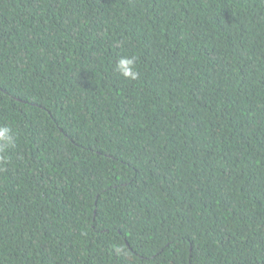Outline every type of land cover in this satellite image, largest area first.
I'll return each instance as SVG.
<instances>
[{
	"label": "trees",
	"instance_id": "16d2710c",
	"mask_svg": "<svg viewBox=\"0 0 264 264\" xmlns=\"http://www.w3.org/2000/svg\"><path fill=\"white\" fill-rule=\"evenodd\" d=\"M0 126V264H264V0H0Z\"/></svg>",
	"mask_w": 264,
	"mask_h": 264
},
{
	"label": "clouds",
	"instance_id": "9594fccd",
	"mask_svg": "<svg viewBox=\"0 0 264 264\" xmlns=\"http://www.w3.org/2000/svg\"><path fill=\"white\" fill-rule=\"evenodd\" d=\"M115 67L116 71L126 79L136 80L139 76L135 57L122 56L116 61ZM14 144L15 135L12 129L8 126H0V160L4 159L2 154Z\"/></svg>",
	"mask_w": 264,
	"mask_h": 264
}]
</instances>
